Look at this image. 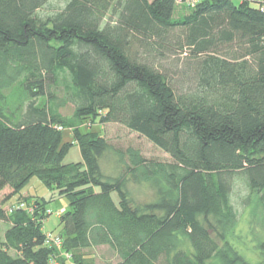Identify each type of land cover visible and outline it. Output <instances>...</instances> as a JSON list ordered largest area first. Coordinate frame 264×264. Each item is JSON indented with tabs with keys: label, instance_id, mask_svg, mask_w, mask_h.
I'll return each instance as SVG.
<instances>
[{
	"label": "trees",
	"instance_id": "obj_1",
	"mask_svg": "<svg viewBox=\"0 0 264 264\" xmlns=\"http://www.w3.org/2000/svg\"><path fill=\"white\" fill-rule=\"evenodd\" d=\"M50 1L0 0V193L11 189L0 200V264H67L45 243L46 201L20 198L33 177L68 201L57 228L71 264H92L82 251L104 245L114 264H250L226 234L235 176L264 204V11L232 0L186 13L175 0H63L41 15ZM18 85L29 95L20 115L5 97ZM67 102L73 139L63 143ZM88 122L121 124L171 161L129 149L124 174L104 176L110 146L80 131ZM73 145L82 161L63 163ZM128 181L150 184L154 199L136 201Z\"/></svg>",
	"mask_w": 264,
	"mask_h": 264
},
{
	"label": "rangeland",
	"instance_id": "obj_2",
	"mask_svg": "<svg viewBox=\"0 0 264 264\" xmlns=\"http://www.w3.org/2000/svg\"><path fill=\"white\" fill-rule=\"evenodd\" d=\"M63 0H51L50 5H46L39 10L41 15L48 13L61 6ZM186 2L177 5L178 12H187ZM56 103L60 104L64 98L63 85L55 90ZM6 106L17 115L25 111L29 101V95L23 86H15L5 92ZM45 102L44 98L37 99L38 106ZM75 106L72 103H65L58 107V111L68 126H60L63 143L71 142L73 128V114ZM82 133H99L106 139L110 148L100 161V168L104 176L116 178L124 174V163H128L127 151L129 149L138 151L148 160L170 162L169 155L156 148L144 137L131 132L125 126L117 123L100 125L99 123L88 122L81 124ZM121 155V159H120ZM81 154L78 145L70 147L64 157L63 163L81 162ZM127 189L132 197L138 202H149L154 199V189L148 183L137 184L128 181ZM98 191V189H95ZM11 192L9 187L0 193V200ZM21 199L31 198L44 199L46 201V217L43 220V233L51 237L59 236L58 222L62 214L68 208V201L65 197H60L56 189L46 187L38 178L33 177L26 187L19 194ZM19 196L12 198L6 207L12 208ZM114 201L117 200L115 193L112 194ZM231 202L236 211V222L227 232L226 241L230 246L250 264H264V204L259 200L257 194H250L246 188L244 180L240 176H235L232 181ZM8 228L6 221L0 220V243L4 238L5 230ZM62 246V244H61ZM60 249L59 259H66L67 264H71L69 253L62 252ZM222 246V243H221ZM55 248V246H51ZM82 253L92 262V264H112L119 260L116 253L108 246H94L82 251ZM55 264V263H54ZM212 264V263H209Z\"/></svg>",
	"mask_w": 264,
	"mask_h": 264
},
{
	"label": "built area",
	"instance_id": "obj_3",
	"mask_svg": "<svg viewBox=\"0 0 264 264\" xmlns=\"http://www.w3.org/2000/svg\"><path fill=\"white\" fill-rule=\"evenodd\" d=\"M178 4H182L184 2H186V5L190 8H193L195 7L199 2H202L204 0H175ZM236 3H247L248 5L250 6H253L257 9H259L260 11H264V0H232ZM58 129H61L60 127ZM17 208H25V205L22 203V204H19L17 206ZM10 210H13L14 207H9ZM27 211L29 213L32 212V209L31 208H27ZM48 212V211H47ZM61 238L59 236H54V237H51L50 235H46L45 234V243L46 245L48 246H55V248L57 247V249H60V246H61Z\"/></svg>",
	"mask_w": 264,
	"mask_h": 264
},
{
	"label": "crops",
	"instance_id": "obj_4",
	"mask_svg": "<svg viewBox=\"0 0 264 264\" xmlns=\"http://www.w3.org/2000/svg\"><path fill=\"white\" fill-rule=\"evenodd\" d=\"M112 264H114V263H112Z\"/></svg>",
	"mask_w": 264,
	"mask_h": 264
}]
</instances>
